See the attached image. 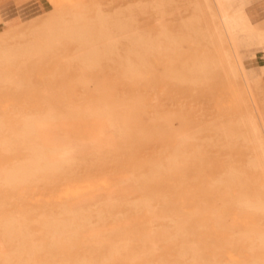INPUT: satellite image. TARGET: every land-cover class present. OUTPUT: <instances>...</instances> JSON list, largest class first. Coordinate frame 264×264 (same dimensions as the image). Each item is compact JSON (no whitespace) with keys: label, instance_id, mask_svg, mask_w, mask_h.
<instances>
[{"label":"rangeland","instance_id":"1","mask_svg":"<svg viewBox=\"0 0 264 264\" xmlns=\"http://www.w3.org/2000/svg\"><path fill=\"white\" fill-rule=\"evenodd\" d=\"M35 3L0 8V264H264L257 51L209 0Z\"/></svg>","mask_w":264,"mask_h":264},{"label":"crops","instance_id":"2","mask_svg":"<svg viewBox=\"0 0 264 264\" xmlns=\"http://www.w3.org/2000/svg\"><path fill=\"white\" fill-rule=\"evenodd\" d=\"M222 3L227 24L234 28L231 39L237 53L244 58L248 50H256L257 55L250 54L249 61L264 68V0H222ZM0 8L5 13L32 10L36 9V3L35 0H0Z\"/></svg>","mask_w":264,"mask_h":264},{"label":"bare ground","instance_id":"3","mask_svg":"<svg viewBox=\"0 0 264 264\" xmlns=\"http://www.w3.org/2000/svg\"><path fill=\"white\" fill-rule=\"evenodd\" d=\"M209 3L210 4L208 10L215 22V30L220 36H229L231 38L234 28L231 27L230 24H227L226 11L224 9L222 0H209ZM198 6H201V3H199ZM209 28L210 27H208V29ZM230 41H232L233 43L232 39ZM85 53L87 54L86 51ZM256 162L259 166H264V152L260 153V155L257 156Z\"/></svg>","mask_w":264,"mask_h":264}]
</instances>
